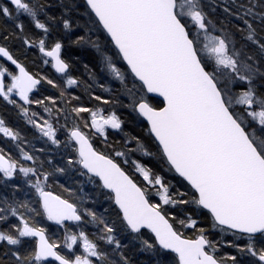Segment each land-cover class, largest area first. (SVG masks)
Here are the masks:
<instances>
[{
  "label": "snow or ice",
  "instance_id": "snow-or-ice-1",
  "mask_svg": "<svg viewBox=\"0 0 264 264\" xmlns=\"http://www.w3.org/2000/svg\"><path fill=\"white\" fill-rule=\"evenodd\" d=\"M0 264H264V0H0Z\"/></svg>",
  "mask_w": 264,
  "mask_h": 264
},
{
  "label": "trees",
  "instance_id": "trees-1",
  "mask_svg": "<svg viewBox=\"0 0 264 264\" xmlns=\"http://www.w3.org/2000/svg\"><path fill=\"white\" fill-rule=\"evenodd\" d=\"M70 54L79 56L84 62H94L96 59H98L95 50L91 48L85 49L83 51L80 49H72Z\"/></svg>",
  "mask_w": 264,
  "mask_h": 264
}]
</instances>
